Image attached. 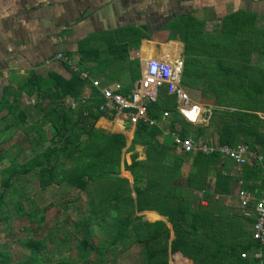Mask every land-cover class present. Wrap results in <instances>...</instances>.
Returning <instances> with one entry per match:
<instances>
[{"label": "trees", "instance_id": "obj_1", "mask_svg": "<svg viewBox=\"0 0 264 264\" xmlns=\"http://www.w3.org/2000/svg\"><path fill=\"white\" fill-rule=\"evenodd\" d=\"M257 19L258 17L254 14L236 13L221 20L220 25L213 30H194L189 24L196 19L186 16L183 27H176L173 23L166 29L179 33L180 40L183 42L181 81L187 82L188 90L199 88L196 85L203 77L205 56L219 60L228 57L234 59L233 72L225 76L222 75L220 61L218 81L231 86L235 100V103L232 101L231 105L237 111L212 110L211 112L220 123L216 129L220 145L235 147L238 143L250 142L253 149L259 148L263 157L262 165L253 163L251 166H243L240 189L245 190L259 189L248 185L247 182L256 179L259 168L264 167V121L255 115V113L264 114V73H257L251 60L256 53L264 55V31L256 28ZM110 47L108 53L113 55L116 71L127 70L130 85L124 87L121 93L128 94L133 82L140 77V63L138 60L128 61L126 45L113 43ZM80 53L83 62L89 59V53L82 50ZM96 54H98L97 50ZM240 66L243 73H239ZM23 86L21 88L26 93L35 96L37 108L42 109V105L47 104V113L43 120L48 122L54 135L47 143L43 136L45 132L40 125H27L26 114L23 111L15 113L14 104L9 106L14 120L5 124V131H8L10 127L21 128L26 134L34 131L38 138L36 140L26 138L24 141L39 146L42 150L22 163L13 160L0 172V185L3 191L12 187L13 177L32 172L42 191L55 185L85 192L90 198L88 210L90 214L103 217L113 212L114 215L113 225L111 223L107 231L111 237L107 247L103 249L102 246H91V249L100 255L107 252L108 247L115 246L118 241H124L127 236L126 229L131 225V243L140 246L144 264H162L161 256H165L166 248L159 243L158 239L160 236L168 237V230L164 223L157 221L150 224L142 221L141 217L131 221L135 212L154 210L166 216L172 225L174 238L171 241V253L177 250L196 251L205 256L201 264H255L257 262L251 256L247 259L241 258L244 253L256 252L257 244L252 239L251 233L243 231L239 222L234 220L237 216H232L225 222L222 212L211 213L209 210H203L201 205L193 207L189 201L187 192L192 189H204L198 183L206 180L211 166L218 163L220 155L194 154L193 168L187 177L181 178L183 179L181 183L179 179L181 163L167 164L160 154L162 151H159L160 143L157 136L161 130L154 125L150 126L139 121L134 127L130 149L137 144L145 146L147 158L145 161H136L137 156L134 154L129 165L123 164L124 169L133 175V190L136 192V202L133 199L127 201L122 193L128 188V183L123 177H121L122 180L118 179L116 165L125 137L122 134H108L102 129L95 128V123L104 116L97 108L101 102L97 88L91 86L90 94L85 97V80L80 78L79 73L74 72H71L68 79L57 74H51L45 79L31 75ZM236 98L239 100L237 101ZM71 103L76 105L75 109L71 108ZM222 104L221 97H216L215 105L221 107ZM164 110L169 111L172 116L182 122L179 132L181 137L188 135V127L192 124L177 112L176 103L173 100L164 95L148 106V114L151 117L159 118ZM68 113L75 116L74 122L69 123ZM3 135L5 138L1 141H8L6 132ZM240 138L242 140H239ZM169 142L170 138L167 137L166 141H163V146L168 148ZM2 159L3 156L0 153V161ZM144 174L145 178H143ZM216 179L217 191L224 194L232 193L233 185L227 177L216 174ZM121 199L127 202L120 205L118 202ZM3 204V196L0 194V206ZM19 208L22 209V206L19 205ZM122 209L127 212V215L116 217L117 214L122 213ZM45 212L47 209H44L40 218L38 215L34 218L29 213L27 216L31 221L44 222ZM206 214L213 218L211 222L214 231L213 243L219 246L215 247L218 251L206 252L200 247L201 230L210 228L209 222L206 223L204 220ZM143 226L150 229L144 238V248H142ZM121 231H124L123 236L119 235ZM226 236L228 245L220 242L221 239L225 242ZM243 239H246V242L242 244ZM38 244L40 245L38 247L31 246L30 256H25L30 260V264L39 262L38 253L43 249V244ZM87 245L88 240L85 237L78 249L83 251ZM7 261L5 252L0 250V264ZM18 264L28 263L24 258ZM57 264L64 263L59 261Z\"/></svg>", "mask_w": 264, "mask_h": 264}, {"label": "crops", "instance_id": "obj_2", "mask_svg": "<svg viewBox=\"0 0 264 264\" xmlns=\"http://www.w3.org/2000/svg\"><path fill=\"white\" fill-rule=\"evenodd\" d=\"M236 13L256 15L258 17L256 28L264 31V0H0V137L5 138L3 133L6 132V136L10 139L14 135L12 133H15L11 128H14L23 140L38 138L34 131L26 134L18 127H10L5 131V124L14 120L13 113L9 111L11 104H14L15 113L23 111L26 114L27 125H40L45 132L43 136L47 143L53 137L54 132L51 131L48 122L43 120L47 113V104L44 103L42 109L37 108L35 96L21 88L31 75L45 79L51 74H57L68 79L73 67L78 72H87L89 78L85 80V97L91 92L92 81H99L101 87L117 83L124 88L130 85L129 76L127 70L116 71L113 55L108 53L113 43L127 46L129 62L138 60L143 64L151 57L168 59L174 56L182 57L183 42L180 40V34L175 33L174 30H166L168 25L174 23L176 27H183L186 16H191L196 19L190 22L191 29L213 30L220 25L221 20ZM81 50L89 53V59L84 62ZM58 53L65 56L70 64L58 60L56 57ZM263 58L264 55L259 53L251 58L257 73H264ZM220 61L222 75L233 72L232 57L219 60L205 56L203 77L196 85L199 89H196V94H190L192 102L199 104L202 110L198 121L188 127L189 134L197 135L209 144H219L216 129L220 123L212 116L211 111H237L231 105L232 101L235 103L231 86L218 81ZM242 66L238 67V70ZM239 73H243V69ZM219 96L223 103L221 107L215 105L216 97ZM255 115L264 121V114L255 113ZM68 116L69 123L75 121L74 115L68 113ZM165 122L166 126L157 136L160 143L159 151H162L160 154L164 157L165 163H181L179 167L181 181H179L182 183L181 178L187 177L193 168L192 163L196 153H182L173 148L168 131H181L182 122L172 114ZM95 128L102 129L108 134H122L125 137L127 143L125 151L129 152L127 165L131 163L134 154L137 156L136 161L146 160L145 146L137 144L130 149L134 127L130 126L122 116L111 118L107 115L101 116L95 123ZM167 137L170 138L168 148L163 146V141H166ZM246 145L254 156H262L259 148L253 149L250 142ZM28 146L34 150L39 147L29 143ZM253 163L259 164L251 157L246 165L251 166ZM242 172L243 166L220 156L218 163L211 166L206 180L198 183L204 189H192L187 193L193 207L201 205L205 211L222 212L225 222L232 216H237L234 220L239 222L241 229L251 233L253 218L243 213L238 202V192L245 190L240 189ZM261 173L262 166L257 172L256 179L247 182L248 185L259 189L247 191L254 193L264 190ZM216 174L228 178L233 185L232 193L224 194L215 189ZM121 177L128 182V188L122 193L123 198L127 201L133 199L136 202L133 175L122 167ZM124 199L118 203L121 205L127 202ZM126 213L122 209V213L117 214L116 217H125ZM138 217L150 224L161 221L168 230L167 238L160 236L158 239L166 248L165 256H161L162 264H201L204 260L205 256L196 251L177 250L171 253L170 246L174 231L166 216L154 210H142L135 212L131 221H135ZM212 219L211 215H204V220L206 223L209 222L210 228L201 230L199 235L200 247L206 252L218 251L215 250L217 245L213 243ZM127 229L126 237L132 238L131 225ZM148 230L150 229L147 226L142 227V248ZM220 242L228 245V237L226 236L225 242L224 239ZM241 242L243 244L246 239ZM253 253L251 251L247 255L250 257ZM262 256L264 259V249Z\"/></svg>", "mask_w": 264, "mask_h": 264}, {"label": "rangeland", "instance_id": "obj_3", "mask_svg": "<svg viewBox=\"0 0 264 264\" xmlns=\"http://www.w3.org/2000/svg\"><path fill=\"white\" fill-rule=\"evenodd\" d=\"M187 85V82L181 81V86L189 95L196 94L197 88L188 90ZM13 130L15 133H12L14 135L8 141L3 142L0 137V153L3 156L0 172L13 160L22 163L32 153L36 154L42 149H30L28 143L11 128ZM126 146L125 142L116 163L117 177L120 180L123 164L129 162ZM12 181V187L8 190L3 191L0 185V194L4 201L0 206V250L8 258L3 264H18L24 258L30 264L25 256H30L31 246L38 247V243L43 244V249L38 253L37 264H57L59 261L64 264H144L140 246L132 245L131 237H125L124 241L108 247L107 252L102 255L91 249V246H102L103 249L107 247L111 240L107 231L111 223L113 225L114 215L109 213L102 217L90 214V198L85 192L55 185L42 191L32 172L13 177ZM44 209H47L44 222L28 219V213L32 217L38 215L40 218ZM123 233L121 231L119 235L123 236ZM85 237L88 245L82 251L78 246Z\"/></svg>", "mask_w": 264, "mask_h": 264}, {"label": "built area", "instance_id": "obj_4", "mask_svg": "<svg viewBox=\"0 0 264 264\" xmlns=\"http://www.w3.org/2000/svg\"><path fill=\"white\" fill-rule=\"evenodd\" d=\"M57 59L70 64L62 54H57ZM74 73H79L82 80L89 78L87 72H78L74 67ZM183 70L182 57H151L140 62V77L136 79L128 94L121 93L123 87L120 84L101 87L99 81H92L91 86L97 88L101 102L98 104V111L107 116H122L130 126L135 127L136 123L142 121L150 126H156L160 130L166 126V119L170 113L164 110L159 118L151 117L148 114L149 104L157 102L164 95L176 103V110L180 108L189 109L193 102L188 92L181 86V75ZM75 109L74 103L70 104ZM179 113V112H178ZM182 116V115H181ZM183 117V116H182ZM178 130H169L172 138V146L182 153L218 154L232 162L244 166L248 164L251 157L262 165L263 157L254 156L246 144H237L235 147H228L220 144H209L200 137L188 134L181 137ZM262 180L264 182V167H262ZM239 207L243 213L253 218L251 236L257 244V251L251 257L257 262L264 264L262 256L264 249V190L254 193L247 190L238 192ZM247 259V254L241 255Z\"/></svg>", "mask_w": 264, "mask_h": 264}, {"label": "water", "instance_id": "obj_5", "mask_svg": "<svg viewBox=\"0 0 264 264\" xmlns=\"http://www.w3.org/2000/svg\"><path fill=\"white\" fill-rule=\"evenodd\" d=\"M201 106L197 103H193L189 109L180 108L179 114L182 115L190 123H196L201 115Z\"/></svg>", "mask_w": 264, "mask_h": 264}]
</instances>
